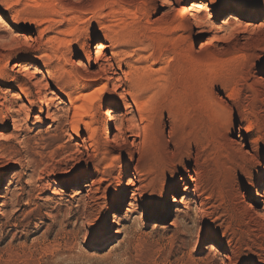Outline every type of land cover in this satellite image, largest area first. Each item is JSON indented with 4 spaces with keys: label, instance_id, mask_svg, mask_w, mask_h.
I'll return each mask as SVG.
<instances>
[{
    "label": "rangeland",
    "instance_id": "rangeland-1",
    "mask_svg": "<svg viewBox=\"0 0 264 264\" xmlns=\"http://www.w3.org/2000/svg\"><path fill=\"white\" fill-rule=\"evenodd\" d=\"M191 1L174 0L173 7L183 13ZM206 1L217 34H221L217 28L227 13L235 10L242 14L251 29L246 46L235 50L236 40L212 41L208 26L199 34L183 25L169 27L174 15L164 19L162 28L151 25V10L139 7L141 0H0V13L9 26L5 31L0 24V86L7 90L19 86L16 78H21L27 57H33L41 71L53 75L51 83L67 81L66 68L79 61L80 69L92 72L94 68L85 66L83 54L94 37H101L109 47L116 44L121 50H141L157 58L159 71L151 75L140 72L137 78L143 83L138 81V87L156 94L158 103L182 109L180 113L192 120L185 119L190 123L187 127L202 119L192 105L200 102L199 93L206 88L224 96L234 91L257 93L260 109L258 116L251 114V122L253 134L264 148V0ZM61 39L67 43L60 45ZM228 47L230 53L225 51ZM102 77L97 75L92 82ZM260 77L263 81L256 83ZM252 83L254 87L249 86ZM30 99L36 104L31 122L23 125L18 137L0 143L1 153L11 160L1 169L8 181L2 188L7 199L1 206L5 215L0 214V264H264V229L246 216V205L232 218H223L225 222H214L212 216L198 220L193 211L181 212L177 224L160 233L158 224L174 216L173 198H181L180 188L169 191L168 215L153 207L132 213L116 241L112 215L125 212L130 194L115 207L102 200L87 203L81 186L87 176H102L103 166L100 173L96 167L102 159L100 143L108 132L101 108L107 98L95 107L99 144L81 154L75 150L76 143L83 140L71 142L65 135L70 119L55 126L46 119L34 123L40 104L37 96ZM0 109V126L5 124L8 129L4 132L10 133L12 121L4 108ZM156 123L154 130L161 131L163 122ZM235 125L237 135L239 120ZM82 135L92 143L85 130ZM101 218L103 227L97 228Z\"/></svg>",
    "mask_w": 264,
    "mask_h": 264
},
{
    "label": "bare ground",
    "instance_id": "bare-ground-1",
    "mask_svg": "<svg viewBox=\"0 0 264 264\" xmlns=\"http://www.w3.org/2000/svg\"><path fill=\"white\" fill-rule=\"evenodd\" d=\"M173 3L174 0H141L139 7L151 10L149 23L158 28L164 26L166 17L174 15L171 24L166 22L169 27L183 25L199 34L208 26L212 41L236 40L235 50L248 44L250 23L235 10L224 16L217 28L221 34H217L211 19V7L206 0H192L183 13L179 8L174 9ZM157 13L161 15L158 17ZM0 24L3 30L8 31V23L1 13ZM59 42L60 45L67 43L62 39ZM115 45L109 47L101 37H94L83 54L85 66L94 70L80 69L83 65L79 61L66 68L69 79L62 84L51 83L52 74L41 71L33 57L25 58L27 62L21 70V78H16L19 86L13 90L0 86V106L12 121L13 128L6 134L4 131L8 127L2 123L0 143L18 137L23 125L31 122L30 113L36 104L30 97L37 96L40 111L34 116V123L46 119L50 126H55L60 125L63 119H70L65 135L71 142L83 140L76 143L75 151L84 153V149L99 144L95 107L105 96L108 102L101 108L107 117L108 132L100 143L102 159L96 167L100 173L99 167L103 166L102 176H87L82 185L79 178L77 185L85 190L83 197L87 203L102 200L113 202L115 207L126 194H130L125 212L112 215L116 241L127 228L125 223L132 213L141 214L143 209L153 207L168 215L169 191L174 192L176 188L182 189L183 195L179 199L173 198L174 216L169 222L158 224L160 233L175 226L181 212L193 211L198 220L212 216L214 222H225L223 218H232L243 205L247 206L246 216L251 218V222L264 229V148L260 138L253 134L255 126L251 122V116H258L260 109L258 94L234 91L224 96L214 88H206L199 93L200 102L192 105V110L197 108V115L202 119L196 117L198 119L187 127L186 123L192 120L180 113L182 109L178 111V106L158 103L156 94L138 87L142 79L137 78L140 72L151 75L159 71L157 58L141 50H121ZM228 48L225 51L230 53ZM144 61L148 63L145 66L141 64ZM97 75L103 77L92 82ZM254 81L263 80L260 77ZM249 86L254 87V83ZM145 113L149 116L145 117ZM237 120L239 133L236 135ZM157 121L163 122L161 131L153 128ZM84 130L92 143L82 138ZM1 150L0 144V214L3 217L1 206L7 195L2 188L8 178L1 174V169H6L11 160ZM248 199L249 204L246 202ZM90 214H94L92 207ZM13 217L14 214L10 220ZM95 217H91L93 221ZM131 231L130 228L128 233ZM228 246L232 248L230 240Z\"/></svg>",
    "mask_w": 264,
    "mask_h": 264
},
{
    "label": "snow or ice",
    "instance_id": "snow-or-ice-1",
    "mask_svg": "<svg viewBox=\"0 0 264 264\" xmlns=\"http://www.w3.org/2000/svg\"><path fill=\"white\" fill-rule=\"evenodd\" d=\"M131 183V181H129ZM103 227V218H101V221L97 223V228H102Z\"/></svg>",
    "mask_w": 264,
    "mask_h": 264
}]
</instances>
